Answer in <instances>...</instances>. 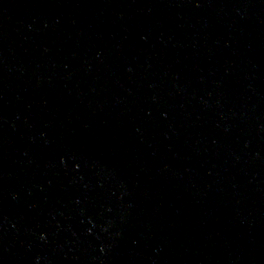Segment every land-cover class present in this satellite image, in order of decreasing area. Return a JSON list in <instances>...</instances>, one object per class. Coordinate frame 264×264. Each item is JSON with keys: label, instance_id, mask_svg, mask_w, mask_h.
Masks as SVG:
<instances>
[{"label": "water", "instance_id": "1", "mask_svg": "<svg viewBox=\"0 0 264 264\" xmlns=\"http://www.w3.org/2000/svg\"><path fill=\"white\" fill-rule=\"evenodd\" d=\"M0 264H264V0H0Z\"/></svg>", "mask_w": 264, "mask_h": 264}]
</instances>
